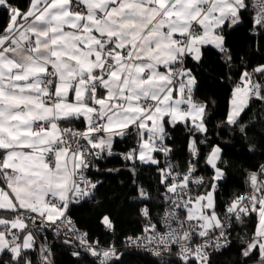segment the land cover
I'll list each match as a JSON object with an SVG mask.
<instances>
[{"label": "snow or ice", "instance_id": "obj_1", "mask_svg": "<svg viewBox=\"0 0 264 264\" xmlns=\"http://www.w3.org/2000/svg\"><path fill=\"white\" fill-rule=\"evenodd\" d=\"M202 84L224 89L223 112ZM254 104L264 106V0H0V264H56L55 241L91 264L141 253L219 264L225 252L235 256L224 264H264ZM228 131L255 163L228 157ZM233 168L245 191L225 195ZM98 176L126 178L97 199ZM85 205L108 235L124 213L140 231L119 245L91 239L70 216Z\"/></svg>", "mask_w": 264, "mask_h": 264}, {"label": "trees", "instance_id": "obj_2", "mask_svg": "<svg viewBox=\"0 0 264 264\" xmlns=\"http://www.w3.org/2000/svg\"><path fill=\"white\" fill-rule=\"evenodd\" d=\"M244 29L240 28L237 29V32L234 33L233 39H242L243 38ZM215 58V53L210 49L206 60L208 63H212ZM201 91L205 94L209 95L211 99L217 101V109L216 111L223 112L225 108V91L222 87L214 88L211 92L208 91V87L205 84H202ZM264 106L254 104L250 110L248 116L245 117V120L255 119L257 117L264 119V111H261V108ZM215 123V121H214ZM257 132H264V125L257 124L252 131L249 132V135H254ZM221 136L224 140H227L231 144H235V147L226 146L225 151L228 154V157L232 159L235 164L239 165L240 167H247L248 165L255 163L258 156H253L245 150V143L241 139L238 133H232L231 131L222 132ZM176 143L179 145L183 141V134L181 130H177L175 133ZM209 140L211 142L216 141V136L214 134H209ZM205 152L208 151L207 148L204 149ZM184 154L181 153L177 159L182 158ZM106 167H118L119 161L112 160L109 164L105 165ZM203 167V165H202ZM206 171L201 172V175H207ZM148 173L145 172V176ZM97 178L104 180V187L100 189V194L97 196V199H103L105 192L117 193L119 191L117 187V181L125 179V176H109L105 178L104 176H98ZM242 180L243 177L240 173L233 168L231 173L229 174V179L227 184L224 186L226 189V193L230 194L232 192H243L245 191L244 187H242ZM70 216L76 222L78 227L82 229H86L89 232V236L91 239L100 238L105 242L115 240L119 245L123 236L130 235L133 232L139 233L140 231V223H137L136 217L132 215H128L127 213L121 214L117 220L116 226V235L111 236L105 233L104 229L99 225L96 221L94 214L89 211L87 205L84 207H73L70 212ZM63 237H61L62 239ZM49 239H52L51 234H49ZM56 247L54 249L55 255V262L56 264H91L90 257H84L80 262L77 261L76 258L70 255L72 249L69 247H65L59 243V241H55ZM234 252H225L222 256L216 257L219 264H224L226 260L229 258H234ZM125 264H154V258L148 255L147 253H141L139 255H133L125 258Z\"/></svg>", "mask_w": 264, "mask_h": 264}, {"label": "built area", "instance_id": "obj_3", "mask_svg": "<svg viewBox=\"0 0 264 264\" xmlns=\"http://www.w3.org/2000/svg\"><path fill=\"white\" fill-rule=\"evenodd\" d=\"M74 221V220H73ZM75 222V221H74ZM75 224H76V222H75ZM77 225V224H76ZM77 227H78V225H77ZM81 231H85V232H88L86 229H82V228H80V227H78ZM89 233V232H88Z\"/></svg>", "mask_w": 264, "mask_h": 264}]
</instances>
